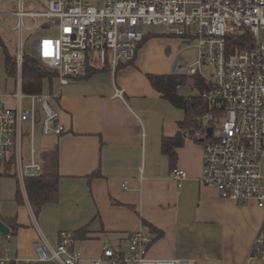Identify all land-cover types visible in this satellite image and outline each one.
<instances>
[{
  "label": "crops",
  "instance_id": "crops-1",
  "mask_svg": "<svg viewBox=\"0 0 264 264\" xmlns=\"http://www.w3.org/2000/svg\"><path fill=\"white\" fill-rule=\"evenodd\" d=\"M16 7V0H0L1 24L13 17L9 14ZM148 34L169 35L153 27ZM0 38L15 57V48H10L1 30ZM172 42L179 46V40L147 38L133 63L121 64L115 70L108 65L106 70L70 79L63 86L55 74L43 81L40 93L23 92L18 68L15 76L7 75L6 55L0 48L5 73L13 80L12 89L7 87L0 93V100L16 109L18 89L24 95L55 96L53 102L65 128L61 135H44L41 104L36 102L35 159L43 173L50 164L59 174L58 198L45 204L39 214L20 187L13 161H8L10 167L0 163V173L6 174L0 178V221L15 218L11 221L18 225L14 235L0 234V264H57L37 261L35 247L42 238L55 247L61 231L80 233L76 247L83 259L78 264H93L106 246L119 255L128 253L129 237L138 231L153 237L148 252L152 259L264 264V259L252 254L264 211L256 203L242 205L222 199L216 187L201 182L203 150L198 142L184 139L174 149V157L163 151L165 138L183 134L186 111L163 98L147 75L173 73L174 64L164 57L165 43ZM93 59L100 66L95 57L90 58L92 64ZM195 87L184 85L178 93L200 96L193 91ZM117 88L125 91V101L114 97ZM184 88L192 93L183 92ZM6 99L14 104L8 105ZM22 107L29 110L31 101L23 99ZM23 133L22 158L28 163L29 123L23 124ZM175 168L188 174L182 187L172 178ZM18 187L22 204L15 200Z\"/></svg>",
  "mask_w": 264,
  "mask_h": 264
},
{
  "label": "built area",
  "instance_id": "built-area-1",
  "mask_svg": "<svg viewBox=\"0 0 264 264\" xmlns=\"http://www.w3.org/2000/svg\"><path fill=\"white\" fill-rule=\"evenodd\" d=\"M47 2L45 7L38 0H16L17 9L9 14L17 18L13 30L20 38L15 61L21 72L26 19L33 21L32 31L47 32L57 26L56 36H40L31 48L32 56L53 71L62 86L70 79L86 76L91 57L113 70L122 62L134 60L152 27L160 26L188 44L196 38L198 60L187 68L178 60L173 73L199 75L208 87L203 92L193 88L207 107L197 118V125L183 132L202 146L201 182L216 187L222 199L242 205L256 203L264 211V0ZM244 34L248 40L240 41ZM206 68L213 69L214 78L203 73ZM15 97L16 109L0 100V161H13L20 187L26 193V179L43 174L33 144L38 122L36 102L41 104L44 135H61L65 128L53 102L55 96L24 95L18 89ZM114 97L125 101V91L117 88ZM25 98L31 101L29 110L22 107ZM24 123L30 124L28 163L22 158ZM172 178L182 187L188 174L175 168ZM152 242L151 235L135 232L129 237L128 253L119 255L106 246L93 264H196L195 259H152L148 255ZM76 243L74 233L67 231H61L55 247L42 238L35 247L36 260L78 264L83 256ZM252 254L264 259V220Z\"/></svg>",
  "mask_w": 264,
  "mask_h": 264
},
{
  "label": "trees",
  "instance_id": "trees-1",
  "mask_svg": "<svg viewBox=\"0 0 264 264\" xmlns=\"http://www.w3.org/2000/svg\"><path fill=\"white\" fill-rule=\"evenodd\" d=\"M159 36L157 34H148L144 41L140 44L142 45L147 38L150 36ZM248 40V35L244 34L241 36V40ZM243 46V45H242ZM0 48H2L6 55V72L8 76H15L17 74V64L15 61V57H12L6 46L3 44L0 38ZM135 60V59H134ZM122 62L121 64H131L133 61ZM93 64L89 60L88 61V70L87 74L84 77H88L90 74H94L96 72L106 70L108 65L97 64L98 62L93 59ZM55 73L47 68L44 64L40 63L37 59H35L31 55H24V62L22 66V89L25 93H40L42 91L43 81L48 78H53ZM148 80L151 85L157 90L163 98L170 101L174 106L184 109L186 111V120L181 124V127L184 128V131L195 127L197 125V118L206 111L207 104L202 99L201 96H182L178 93L179 87H182L187 84H194L197 86L198 90L203 92L208 89L205 82L199 75L193 76H184V75H176L174 73L157 75V74H149L147 75ZM184 139L186 137L179 133L173 138H165L163 140V151L174 157L175 151L174 149L181 146L183 144ZM53 159V160H52ZM51 163L54 161V158H50ZM1 163V161H0ZM7 167H10L11 162L5 163ZM4 174L0 173V178L3 177ZM58 180L59 174L55 169V166L47 164L46 170L44 173L38 178L26 179L25 186L28 200L33 208L35 214H39L42 207L51 202H55L58 198ZM15 200L18 204L23 203V196L18 187ZM11 220H15V218H2V221L7 223L9 227L12 229L10 235H14L17 231L18 225L16 223H12ZM79 232L74 233L75 239L79 237Z\"/></svg>",
  "mask_w": 264,
  "mask_h": 264
},
{
  "label": "rangeland",
  "instance_id": "rangeland-1",
  "mask_svg": "<svg viewBox=\"0 0 264 264\" xmlns=\"http://www.w3.org/2000/svg\"><path fill=\"white\" fill-rule=\"evenodd\" d=\"M38 1L41 4H43L45 7L48 6L47 0H38ZM90 1L94 2L95 0H90ZM38 10H40V9H38ZM16 24H17V18H15V17L7 19L2 24L0 23V30L2 31V33H4V37H5L8 45H10L11 49L15 48V50L17 47V43L20 40L19 33L17 31L13 30L16 27ZM25 24H26L27 29L24 31L23 37H24V39H26V41H25V53L27 55L32 54L31 45L38 37L44 36V35L56 36L58 33V27L57 26L53 27L52 29H50L47 32H44L41 29H37L36 31H32L31 29H32L34 23L31 19H26ZM153 28H154V30H158L159 32L164 30V28H162L160 26L153 27ZM149 39L150 40L151 39H159V40H161V42H162V40H164V41L165 40H169V41L179 40V46H177L176 42H172V44L165 43L166 45H164L165 46L164 47V54H165L164 57L169 59L174 64V66L178 60H181L182 66L187 68L191 65H194L196 63V61L198 60V53L199 52H198V49L196 47L198 40L196 38H194L192 40L191 44H186L187 41L182 39V38L170 36V35H165V34H161L159 36L153 35V36H150ZM184 41L186 43H184ZM142 45H140V48ZM160 47H161V45H160ZM184 47H187V48L184 49ZM203 73L209 78H214L213 77L214 72H213V69H211V68H206ZM12 81L13 80L10 79L5 73L4 60H3L2 54H0V93L5 92L7 87H8V89H12V87H13ZM182 91L185 93H192L191 89H189V88H184ZM6 103L8 105L12 106L14 104V101H12L10 99L9 100L6 99ZM26 143L27 142L24 141V147H25ZM10 183H12V181H10ZM1 193H2L1 198H3L4 197L3 194L5 193L4 190Z\"/></svg>",
  "mask_w": 264,
  "mask_h": 264
},
{
  "label": "water",
  "instance_id": "water-1",
  "mask_svg": "<svg viewBox=\"0 0 264 264\" xmlns=\"http://www.w3.org/2000/svg\"><path fill=\"white\" fill-rule=\"evenodd\" d=\"M38 120H39V116H38ZM209 132L211 133V130H209ZM0 234H2L3 236L10 235L9 227L2 221H0Z\"/></svg>",
  "mask_w": 264,
  "mask_h": 264
}]
</instances>
